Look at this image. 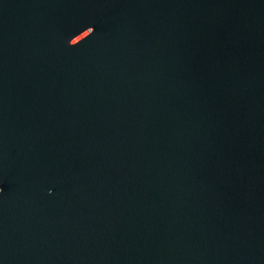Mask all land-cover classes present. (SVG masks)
I'll list each match as a JSON object with an SVG mask.
<instances>
[{"label": "water", "instance_id": "1", "mask_svg": "<svg viewBox=\"0 0 264 264\" xmlns=\"http://www.w3.org/2000/svg\"><path fill=\"white\" fill-rule=\"evenodd\" d=\"M0 264H264V0H0Z\"/></svg>", "mask_w": 264, "mask_h": 264}]
</instances>
